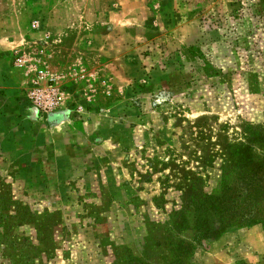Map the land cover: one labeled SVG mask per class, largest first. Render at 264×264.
<instances>
[{
  "label": "rangeland",
  "instance_id": "rangeland-1",
  "mask_svg": "<svg viewBox=\"0 0 264 264\" xmlns=\"http://www.w3.org/2000/svg\"><path fill=\"white\" fill-rule=\"evenodd\" d=\"M251 225L264 0H0V264H194Z\"/></svg>",
  "mask_w": 264,
  "mask_h": 264
},
{
  "label": "crops",
  "instance_id": "crops-1",
  "mask_svg": "<svg viewBox=\"0 0 264 264\" xmlns=\"http://www.w3.org/2000/svg\"><path fill=\"white\" fill-rule=\"evenodd\" d=\"M264 235L257 225L224 231L194 252V264H262Z\"/></svg>",
  "mask_w": 264,
  "mask_h": 264
},
{
  "label": "built area",
  "instance_id": "built-area-1",
  "mask_svg": "<svg viewBox=\"0 0 264 264\" xmlns=\"http://www.w3.org/2000/svg\"><path fill=\"white\" fill-rule=\"evenodd\" d=\"M26 97L36 110L51 113L60 106L61 91L54 77L40 75L31 80Z\"/></svg>",
  "mask_w": 264,
  "mask_h": 264
},
{
  "label": "water",
  "instance_id": "water-1",
  "mask_svg": "<svg viewBox=\"0 0 264 264\" xmlns=\"http://www.w3.org/2000/svg\"><path fill=\"white\" fill-rule=\"evenodd\" d=\"M52 117H53L54 119H55V118H58V116H56V115H53Z\"/></svg>",
  "mask_w": 264,
  "mask_h": 264
}]
</instances>
